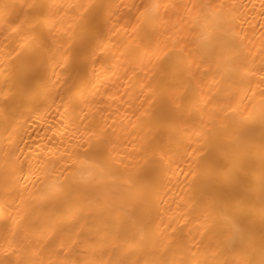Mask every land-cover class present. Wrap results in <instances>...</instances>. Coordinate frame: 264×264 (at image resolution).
<instances>
[{
  "label": "bare ground",
  "instance_id": "6f19581e",
  "mask_svg": "<svg viewBox=\"0 0 264 264\" xmlns=\"http://www.w3.org/2000/svg\"><path fill=\"white\" fill-rule=\"evenodd\" d=\"M0 264H264V0H0Z\"/></svg>",
  "mask_w": 264,
  "mask_h": 264
}]
</instances>
